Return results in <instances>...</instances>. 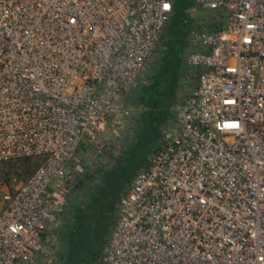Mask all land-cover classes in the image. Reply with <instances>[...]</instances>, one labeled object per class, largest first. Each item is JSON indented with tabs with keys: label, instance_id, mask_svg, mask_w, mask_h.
<instances>
[{
	"label": "built area",
	"instance_id": "built-area-1",
	"mask_svg": "<svg viewBox=\"0 0 264 264\" xmlns=\"http://www.w3.org/2000/svg\"><path fill=\"white\" fill-rule=\"evenodd\" d=\"M175 1L0 0V162L43 158L0 194V264L54 261L76 154L121 123ZM193 1L219 15L187 38L198 81L121 194L99 264H264V0Z\"/></svg>",
	"mask_w": 264,
	"mask_h": 264
},
{
	"label": "rangeland",
	"instance_id": "rangeland-1",
	"mask_svg": "<svg viewBox=\"0 0 264 264\" xmlns=\"http://www.w3.org/2000/svg\"><path fill=\"white\" fill-rule=\"evenodd\" d=\"M218 19L217 13L198 7L193 0L175 1L169 31L158 46L160 61L146 82L120 93L121 123L113 125L107 121L97 140L82 145L76 154L83 165L80 176H84L85 168L97 169L101 174L94 188L73 191L79 195L80 204L86 203L80 225L70 245L68 231L57 230L58 251L50 264H61L64 255L69 264H99L107 234L117 217L121 194L158 147L172 119L171 107L181 83L182 57L189 46L187 38L191 31L203 25L215 26ZM33 160L42 161L38 157ZM70 172L74 173L72 167ZM24 181L12 178L11 189L2 187L0 194L15 190ZM71 187L72 184L67 187L68 194L72 192Z\"/></svg>",
	"mask_w": 264,
	"mask_h": 264
},
{
	"label": "trees",
	"instance_id": "trees-1",
	"mask_svg": "<svg viewBox=\"0 0 264 264\" xmlns=\"http://www.w3.org/2000/svg\"><path fill=\"white\" fill-rule=\"evenodd\" d=\"M40 161L43 159L42 157H38ZM34 157H26L13 161H5L0 162V188L5 187L7 189H11V181L12 178L23 180L27 179V177L35 170L39 163L34 162ZM39 161V162H40ZM86 172L84 176H80L79 173L76 172L72 174V179L69 180V184H72L70 194H68L66 209L63 213V220L65 230L68 231L69 236V245L73 243L74 237L76 236V229L80 225V219L82 209L85 207V204H80L79 195L75 194L73 191L77 188L80 190L88 191L90 188H94L97 184L95 180L98 178L99 173L98 170H89V168H85ZM22 184V183H21ZM20 184V185H21ZM19 185V186H20ZM18 186V187H19ZM67 228V229H66ZM63 231V230H62ZM66 255H64L63 261L61 264H69L65 259Z\"/></svg>",
	"mask_w": 264,
	"mask_h": 264
},
{
	"label": "crops",
	"instance_id": "crops-1",
	"mask_svg": "<svg viewBox=\"0 0 264 264\" xmlns=\"http://www.w3.org/2000/svg\"><path fill=\"white\" fill-rule=\"evenodd\" d=\"M203 27H204V25L201 28H203ZM210 28H214V26L210 27ZM168 31H169V25L166 28V31L163 35L161 44L163 43V40L166 37ZM187 44H188V42H187ZM191 49L192 48L189 45L186 53H184V55L182 57L181 75H180L181 83L179 85V89H178L177 95L175 97L174 103L171 107L172 119L167 123L166 130L175 127L174 109L190 93V91L194 88V86L196 85V83L198 81L199 70L197 68L188 66L186 63V56ZM160 53H161L160 49L158 51V48H157L153 59L147 64L142 75L140 76L138 84L144 83L149 79V77L151 76L153 68H155V66L157 65V63L161 59ZM57 251L58 250L56 249V246H55V253ZM49 263H50V261L48 260V258H46L43 255H38L33 262H19V264H49Z\"/></svg>",
	"mask_w": 264,
	"mask_h": 264
},
{
	"label": "snow or ice",
	"instance_id": "snow-or-ice-1",
	"mask_svg": "<svg viewBox=\"0 0 264 264\" xmlns=\"http://www.w3.org/2000/svg\"><path fill=\"white\" fill-rule=\"evenodd\" d=\"M165 7H167V5H165Z\"/></svg>",
	"mask_w": 264,
	"mask_h": 264
}]
</instances>
